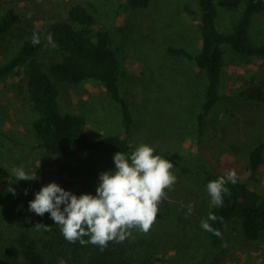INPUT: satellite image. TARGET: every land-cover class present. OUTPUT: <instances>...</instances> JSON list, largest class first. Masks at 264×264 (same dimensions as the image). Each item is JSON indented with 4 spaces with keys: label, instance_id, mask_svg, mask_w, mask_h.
Segmentation results:
<instances>
[{
    "label": "rangeland",
    "instance_id": "obj_1",
    "mask_svg": "<svg viewBox=\"0 0 264 264\" xmlns=\"http://www.w3.org/2000/svg\"><path fill=\"white\" fill-rule=\"evenodd\" d=\"M218 28L230 33L238 23L246 0H216ZM77 5L95 7L93 33L107 30L122 65L121 95L133 114L135 125L127 134L120 106L101 83L86 81L77 86L56 83L64 114L86 118L92 139L119 135L137 147L147 144L183 167L229 166L249 187L264 195V167L253 180L246 172V158L258 145L264 146V104L251 103L238 93L252 83L264 86V58L236 55L228 49L221 102L199 140L197 119L205 101L206 79L195 63L169 55V47L184 48L193 56L201 49L197 0H151L145 9H135L128 0H2L0 19L13 10L21 19L0 42V64L8 61L34 32L43 34L52 24L68 20ZM251 37L264 43V19L254 18ZM44 42V40H42ZM38 62L46 70L59 59L58 49L45 46ZM28 67L0 79V254L1 264H27L14 243L21 232L30 233L49 264H264V240L247 241L240 233L225 239L223 250L211 248L201 220L207 219L210 196L201 174L177 176L167 199L159 205L157 219L147 234L133 231L134 239L98 246L69 243L49 213L43 217L28 210L29 201L51 182L79 196L95 195L99 174L114 171V153H84L66 160L49 155L40 147L33 130L37 112L28 93ZM22 167L39 179L11 184L8 177ZM15 181V177H12ZM25 190L27 194L25 195ZM194 205L191 214L187 206ZM63 208V205L61 206ZM43 223L51 230L37 231ZM87 239V238H85ZM108 254V256H106ZM124 260V261H122Z\"/></svg>",
    "mask_w": 264,
    "mask_h": 264
},
{
    "label": "trees",
    "instance_id": "obj_2",
    "mask_svg": "<svg viewBox=\"0 0 264 264\" xmlns=\"http://www.w3.org/2000/svg\"><path fill=\"white\" fill-rule=\"evenodd\" d=\"M150 3L151 0H128V4L135 9L148 8ZM197 5L200 52L193 56L184 48L173 47H169L167 52L172 56L192 60L204 73L205 101L197 119L198 138L201 140L209 128L208 119L216 107L226 100L221 94L226 50L243 57L264 58V43L256 44L251 37L254 18L262 15L264 19V0H246L240 19L230 33H223L218 28L220 13L216 0H197ZM95 11L94 6H74L67 21L52 24L44 30L43 34L52 33L59 54V59L50 63L46 70L38 62L46 41L38 45H33L31 40L26 41L8 61L0 64V79L28 67L27 89L38 115L33 122L35 135L40 147L49 155L66 160L88 152L109 151L130 155L136 148L128 138L119 135L92 139L88 134L84 116L64 114L61 110L60 90L56 81L77 86L95 80L103 85L113 101L120 106L125 132L129 134L135 125L129 105L121 95L120 83L124 74L114 48L113 37L107 30L93 33L92 29L97 23ZM20 21V17L13 10L2 16L0 42L4 41ZM238 97L251 103L264 104V86L252 83L241 90ZM154 150V155H160L178 166L171 158L157 149ZM245 162L251 181L264 167V146L261 144L253 148ZM178 168L183 175L201 174L206 185L225 176L231 169L221 165L210 168L205 165ZM236 180L235 184H226L228 192L224 194L223 205L211 211L217 217L223 218L222 223L219 219L215 222L209 221L211 227L221 231V236L217 237L206 231L211 248L217 251L223 250L225 239L236 233H240L249 242L264 240V195L253 191L248 181H243L238 176ZM14 243L27 264H49L30 233H19L14 238Z\"/></svg>",
    "mask_w": 264,
    "mask_h": 264
},
{
    "label": "clouds",
    "instance_id": "obj_3",
    "mask_svg": "<svg viewBox=\"0 0 264 264\" xmlns=\"http://www.w3.org/2000/svg\"><path fill=\"white\" fill-rule=\"evenodd\" d=\"M42 40L46 41V47H57L52 33H33V45L40 44ZM154 151L153 147L140 144L130 155L115 153V170L99 174L95 195L88 193L77 196L55 182L42 186L35 193L34 199L29 201L28 210L41 217L49 213L69 243L78 241L82 246L92 244L101 251L109 242L122 243L127 239H134V230L147 234L157 219L160 203L167 199L165 190H172L177 182V176L171 171L173 163L160 155H154ZM12 177H15V181ZM236 177L235 170H231L207 184L211 198L210 208L223 205L224 194L228 192L226 184H235ZM7 179V191L16 195L15 189L11 187L12 183L39 178L28 174L24 168L17 167ZM193 209L194 205L190 203L187 206L188 214ZM218 219L223 222L222 217H217L210 211L207 219L200 222L202 229L217 237L221 236V231L214 229L209 223ZM35 229L48 232L51 226L37 223ZM58 264H66V261L60 258Z\"/></svg>",
    "mask_w": 264,
    "mask_h": 264
}]
</instances>
